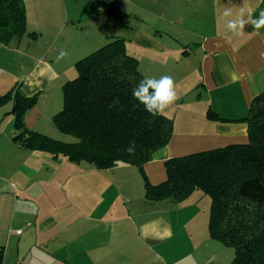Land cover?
<instances>
[{
    "label": "crops",
    "instance_id": "0c3cea01",
    "mask_svg": "<svg viewBox=\"0 0 264 264\" xmlns=\"http://www.w3.org/2000/svg\"><path fill=\"white\" fill-rule=\"evenodd\" d=\"M68 1L69 7L65 0H43L41 9L24 2L26 31H36V39L24 34L0 44V95L16 84L24 95L37 93L24 125L52 137L46 117L52 119L58 107L61 85L74 63L92 52L91 29L81 17V28L74 23L82 1ZM121 1L131 9L126 15L139 19L128 27L126 48L138 59L140 73L174 80L178 99L162 113L173 120L172 136L143 165V173L122 163L108 169L67 159L74 164L52 165L61 157L23 149L12 140L17 132L9 113L12 102L1 106L2 264H227L233 257L232 248L208 235L209 201L203 195L195 190L180 201L148 200L143 175L156 185L166 177L168 158L246 142L245 123L213 120L206 113L243 117L251 99L264 90V27L248 23L239 34L227 28L241 10L243 19H257L264 0ZM226 9L231 11L227 17ZM88 16L92 19V10ZM161 19L170 26L160 21L154 29ZM34 43L37 49H31ZM62 49L68 55L57 61ZM194 74L197 95L187 101L182 91Z\"/></svg>",
    "mask_w": 264,
    "mask_h": 264
},
{
    "label": "trees",
    "instance_id": "16d2710c",
    "mask_svg": "<svg viewBox=\"0 0 264 264\" xmlns=\"http://www.w3.org/2000/svg\"><path fill=\"white\" fill-rule=\"evenodd\" d=\"M101 3L88 0L83 10ZM108 11L97 8V13ZM111 12L124 15L118 9ZM25 32L23 0H0V44L6 45ZM28 34L37 36L35 31ZM74 68L76 75L61 85L62 108L52 121L76 141L64 142L26 128L23 117L35 105L37 93L24 95L19 84L0 95V107L12 102L9 113L17 131L12 140L23 149L46 152L54 158L61 155L74 163L84 161L96 169L122 163L143 173V165L170 140L173 120L162 113L152 116L132 97V88L145 78L138 59L128 53L124 39L116 38L78 59ZM206 116L245 123L246 142L166 159L164 181L152 185L143 175L144 196L152 201H180L195 190L203 192L210 201L209 237L233 249L227 264H264V90L251 99L243 117L225 119L211 110ZM132 141L136 147L130 155L126 149ZM3 255L0 245V264Z\"/></svg>",
    "mask_w": 264,
    "mask_h": 264
},
{
    "label": "rangeland",
    "instance_id": "374dc122",
    "mask_svg": "<svg viewBox=\"0 0 264 264\" xmlns=\"http://www.w3.org/2000/svg\"><path fill=\"white\" fill-rule=\"evenodd\" d=\"M81 1H82V5H78L80 7V11H79L80 16L78 17L77 20L76 19L74 20V23L78 28H81L83 26L82 25L83 21H81V18H82L85 20L87 27L89 29H91V31H92V45H91L92 51L99 48V46H101V45H103L109 41H112L113 39H116V38L124 39L125 43H126V40H129L128 38L130 37V31L131 30L128 27H130L132 24H136L139 22V19L133 13L126 15L125 11L127 12V10H131L129 6L125 7L124 5H121V4H123L121 0H102L103 3H101L98 7L89 6V7L84 8V10H83V7L85 6V4L87 3L88 0H81ZM23 2H28V4H29V2H31L33 5V9H41V7L43 5H45V4H43L44 3L43 0H23ZM71 4H72V2L65 0V6L66 7L71 6ZM97 8L99 10H105V11L106 10L112 11V9H116V10L118 9L119 11L124 12V15L117 16V15H115L114 12H111V11H108L105 13H96ZM26 9H27V7H25V11H26ZM91 10H92V19L88 16V13H90ZM84 11H85V13H84V16L82 17L81 15ZM86 16H88V17H86ZM34 19H36V16H34ZM166 20H168V19L158 20L156 23H154V24H156V25H154L155 26L154 29H156V26H159L160 21L164 22V24L166 26H170L169 23L166 22ZM147 21L150 22L149 24H153V22H154L153 18L149 19V17H148ZM30 26H36V25L31 23ZM30 32H32V31H26L24 34L29 36L28 33H30ZM35 33H37V32L35 31ZM110 34H112V36L110 37L112 39L111 40L107 39V41H105V43H102L101 45H99L100 43H98V42H100V40H101V42H103L102 40H103L104 36H107ZM37 35H38V33H37ZM36 37L35 38L31 37V38L36 39ZM13 38H19V37H13ZM13 38H11L10 41ZM21 45H23V44H21ZM37 47H39V45H37L36 43L31 45V49H33V48L37 49ZM182 48H184V47H182ZM25 49H26V47L23 48V51H25ZM128 53H129V51H128ZM129 54H131V53H129ZM72 71L73 72L71 73V75L69 77H66L67 79H65V80H70L76 75L75 68ZM186 80H187V86H185V88H184L185 91H182V93L184 92L182 96H183L184 100L188 101L190 99H193V97L197 95V91H195V89H194L195 87L193 86V85L197 84V82H198L197 75L194 74V75H192V77H190L189 79H186ZM59 94H60V98H59ZM57 99H58L57 100V106L58 107H56L57 109H55V111H53L54 112L53 114H55L57 111H59L62 108V90L59 91V93L57 95ZM46 121H47V125L49 127H51V129L54 131L55 135H53L54 137H52L46 133H44V134H46V135H48L54 139L61 140L64 142L76 141V138L74 136L59 131L56 128V126L54 125L51 117L47 116ZM178 126L179 125L177 124V127ZM58 157H61L59 162H53L52 165H55V163H57L58 166H61L64 163H69L70 165L74 164L71 162H67V160H66L67 158L64 156L60 155ZM196 191L198 193H200L201 195H203V197H205V199H207L209 201L208 195L204 194L203 192H201L199 190H196ZM209 204H210V201H209ZM232 251H233V249H232Z\"/></svg>",
    "mask_w": 264,
    "mask_h": 264
},
{
    "label": "clouds",
    "instance_id": "9594fccd",
    "mask_svg": "<svg viewBox=\"0 0 264 264\" xmlns=\"http://www.w3.org/2000/svg\"><path fill=\"white\" fill-rule=\"evenodd\" d=\"M249 9V15L251 14ZM225 17L231 15L230 9H226L223 13ZM244 12L241 10L240 15L235 20H230L227 24V28L234 33H242L245 24L251 23L255 29L264 27V10H261L257 19L245 20L243 19ZM66 50H61L57 56V61L67 56ZM149 89L152 91L149 92ZM132 97L144 106L152 116L163 113L165 108L173 104L177 99V93L174 88V80L169 75H163L159 79L145 77L139 82L138 85L132 88ZM115 103V102H114ZM131 147L126 149V152L130 155L135 153V141H132Z\"/></svg>",
    "mask_w": 264,
    "mask_h": 264
},
{
    "label": "built area",
    "instance_id": "2783aa9c",
    "mask_svg": "<svg viewBox=\"0 0 264 264\" xmlns=\"http://www.w3.org/2000/svg\"><path fill=\"white\" fill-rule=\"evenodd\" d=\"M17 233H21V229L17 230Z\"/></svg>",
    "mask_w": 264,
    "mask_h": 264
}]
</instances>
